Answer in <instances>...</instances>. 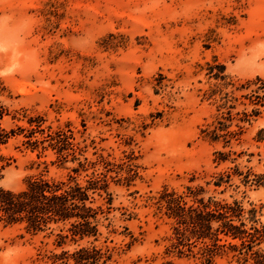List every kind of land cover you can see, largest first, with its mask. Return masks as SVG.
I'll list each match as a JSON object with an SVG mask.
<instances>
[{
  "label": "rangeland",
  "instance_id": "1",
  "mask_svg": "<svg viewBox=\"0 0 264 264\" xmlns=\"http://www.w3.org/2000/svg\"><path fill=\"white\" fill-rule=\"evenodd\" d=\"M0 114V190L88 195L68 226L0 221V264H239L173 229L264 206V0H0Z\"/></svg>",
  "mask_w": 264,
  "mask_h": 264
},
{
  "label": "trees",
  "instance_id": "2",
  "mask_svg": "<svg viewBox=\"0 0 264 264\" xmlns=\"http://www.w3.org/2000/svg\"><path fill=\"white\" fill-rule=\"evenodd\" d=\"M257 134V141H263L264 129ZM11 136L12 131L2 128L0 123V146L7 144ZM219 162L224 161L220 159ZM254 182L264 187V173L258 175ZM87 198V193L77 183L33 181L19 193L0 190V221L10 226L19 225L27 232L42 230L50 224L57 228L59 224L68 226L76 216L69 207ZM263 210L264 206L246 210L238 203L208 202L206 205L198 202L190 211L188 225L182 230L177 227L173 230L176 238L193 237L201 240L205 247L212 245L218 249L217 243L221 240L218 238L222 235L225 242L223 251L236 263L264 264V225L259 224L258 219L264 217Z\"/></svg>",
  "mask_w": 264,
  "mask_h": 264
}]
</instances>
